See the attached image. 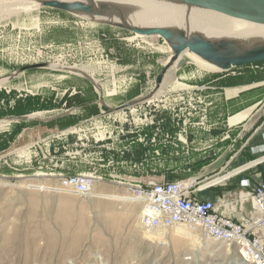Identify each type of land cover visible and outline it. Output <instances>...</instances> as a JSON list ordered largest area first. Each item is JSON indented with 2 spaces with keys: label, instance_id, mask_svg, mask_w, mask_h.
<instances>
[{
  "label": "rangeland",
  "instance_id": "1",
  "mask_svg": "<svg viewBox=\"0 0 264 264\" xmlns=\"http://www.w3.org/2000/svg\"><path fill=\"white\" fill-rule=\"evenodd\" d=\"M103 30L121 33L124 39L106 41L107 33ZM142 37L135 38L125 29L43 5L28 14L0 16V77L40 62L78 65L94 73L92 79L89 75L49 67L33 69L0 87V182L15 184H0V247L10 249L9 255L14 259L12 264H244L234 248L230 252L229 247L221 242L201 235V243L193 244L188 238L174 236L182 228L166 229L165 238L160 242L148 239L136 225L140 211L138 202L123 203L97 195L84 199L74 194L39 192L19 186L32 181L48 185L53 181L51 179H55L51 175H59L61 171L63 175H72L66 174V170L55 171V166L60 164L55 151L60 152L61 147H67L75 139L71 137L72 133L61 136L58 132L53 137L16 150L13 133L16 128L12 118L6 116L19 111L22 100L34 102L39 91L50 88L69 93L75 87L78 94L73 100L67 94L61 99V102L68 100L66 107L73 102L86 101L92 91L98 95L102 93L100 100L109 105L107 99L122 93L114 86L110 88L111 84L118 83L127 71L120 57L111 54L110 49L120 50L125 44L132 46L128 58H122L124 63L134 60L132 48L151 49L161 61L155 73L164 68V61L170 55L168 45L158 36L148 37V42ZM176 74L174 69V77ZM97 81L102 86L96 84ZM80 92L84 93L81 100ZM153 95L152 89L136 104H144L147 99L151 101ZM51 100L52 97L49 102ZM61 102L56 105L61 106ZM139 138L146 142L144 135ZM230 140L235 141L233 136ZM239 142L234 143V151L239 149ZM146 146L144 150L151 151L148 144ZM24 149L29 150L30 156L20 158L18 152ZM185 152L181 149L179 155H185ZM184 175L176 179L189 177L188 173ZM124 182L119 177L98 181L95 192L98 195L120 194L126 198L128 190L123 186ZM231 186L226 183L221 188L231 189ZM34 212L37 213L35 224L31 220ZM40 216L45 223L40 221Z\"/></svg>",
  "mask_w": 264,
  "mask_h": 264
},
{
  "label": "crops",
  "instance_id": "2",
  "mask_svg": "<svg viewBox=\"0 0 264 264\" xmlns=\"http://www.w3.org/2000/svg\"><path fill=\"white\" fill-rule=\"evenodd\" d=\"M103 32L107 33L106 41L124 39L113 30ZM122 47L110 49L127 69L118 83L110 86L122 92L107 99L112 109L151 91L159 74L155 69L161 65L153 50L137 47L132 48L134 60L124 63L122 58H128L132 46ZM54 90L39 91L38 101L22 100L20 110L6 116L16 128V150L58 132L61 136L72 133L75 140L65 150L55 151L60 162L55 171L66 170L72 175L91 171L103 181L119 177L144 186L182 180L176 177L184 173L205 183L250 161L257 162L249 171L223 183H230L231 189L221 188V184L199 193L200 199L213 201L221 214L234 220L250 214L252 188L241 187L240 180L250 179L255 185L264 179V63L221 71L191 61L172 80H165L151 101L106 115H101L107 108L95 91L86 101L66 107L68 100L61 102L62 97L67 94L73 100L78 91L75 87L69 93ZM80 94L79 100L84 96ZM261 108L257 127L249 131L246 123ZM143 135L145 143L139 138ZM232 136L235 141H228ZM238 140L240 147L234 151ZM147 144L151 151L144 150ZM181 149L185 155H179ZM181 160L186 162L178 163Z\"/></svg>",
  "mask_w": 264,
  "mask_h": 264
},
{
  "label": "built area",
  "instance_id": "3",
  "mask_svg": "<svg viewBox=\"0 0 264 264\" xmlns=\"http://www.w3.org/2000/svg\"><path fill=\"white\" fill-rule=\"evenodd\" d=\"M257 165V162L250 161L236 170L218 174L205 183L192 176L177 181L155 182L148 186L124 182L123 186L128 190V195L140 203L138 223L145 230L187 227L205 238L234 248L244 264H264V179L255 185L250 179L240 180L241 187L252 188V191L250 214L239 221L221 214L213 201L199 197L200 192L230 181ZM51 176L55 179L48 183L47 191L74 194L84 199L94 194L98 181H103L93 172Z\"/></svg>",
  "mask_w": 264,
  "mask_h": 264
},
{
  "label": "bare ground",
  "instance_id": "4",
  "mask_svg": "<svg viewBox=\"0 0 264 264\" xmlns=\"http://www.w3.org/2000/svg\"><path fill=\"white\" fill-rule=\"evenodd\" d=\"M55 1L64 3L83 2L86 4H92L96 8L102 5H106L111 9V11L109 10V12L105 13V15L102 17H97L94 19L92 18L95 21H110L140 27H165L168 29L183 30L188 35L190 33H195L201 35L205 39L216 41H231L243 47L252 46L258 43H264V22L247 20L229 14L207 10L169 0H0V16L10 17L19 16L23 13L28 14L35 10H39L41 6H44L47 2ZM137 37L140 36L135 35V38ZM148 37L153 36H144L142 38L143 40L145 39L148 42ZM169 51L170 49L168 50V52ZM193 58L197 62H200L205 68H214L213 66L196 58L195 56H193ZM168 60L169 58H167L164 63H166ZM48 67L51 69L68 71L70 73H75L82 76L89 75L91 78L94 74L87 68L79 67L78 65L64 66L61 64H48ZM112 68L114 69V67ZM172 78H174V67L168 71L165 76V80H172ZM9 81L10 79L8 76L0 77V87L7 85ZM96 83L98 84V81ZM159 93L160 91L156 93V95H158ZM18 156L20 158L29 157L30 152L28 149H24L23 151L18 152ZM0 184H3L5 186H15V184L4 182H0ZM19 186L33 191L40 192V190H42L45 192H49L46 189L47 185L42 181L39 183H27L25 185ZM92 196L113 198L123 203L135 204L138 202L137 200L131 198L129 195L125 198V195L120 194L100 193L98 195V192H94ZM32 215L33 216H31V220H34L37 213L34 212ZM138 216L139 213L137 215L136 225L143 230V232L145 233V237L157 242H160L161 239L165 238V229L157 228L155 231H147L139 225ZM40 219L42 223H45L43 216H40ZM36 221L37 220H34V224ZM35 227H37V225ZM177 228H182V230L181 232H176L174 236L181 239L188 238L193 242V244L201 243L200 234L189 230L187 227L179 226ZM13 240H11V242ZM228 249L230 252L232 251L230 247ZM9 250L10 249L7 246L0 247V264H12V262L14 261L13 257L9 255Z\"/></svg>",
  "mask_w": 264,
  "mask_h": 264
},
{
  "label": "water",
  "instance_id": "5",
  "mask_svg": "<svg viewBox=\"0 0 264 264\" xmlns=\"http://www.w3.org/2000/svg\"><path fill=\"white\" fill-rule=\"evenodd\" d=\"M169 1L180 2L190 6L217 11L247 20L264 22V0ZM44 7L59 9L69 13L86 16L88 18L90 17L89 19L91 20L97 17H102L105 15V13L109 12V10L111 11V9L106 5L96 8L92 4H86L83 2H47L45 3ZM96 22L107 23L112 26L125 29L134 35L159 36L168 45L170 49V55L168 57L169 60L164 63V68L155 78V86L153 88L154 95H156V93H158L162 88V85L165 81V76L171 68L174 67V69L178 72L191 61L203 66L200 62H197L193 56L213 66V69H218L221 71H229L233 68L264 62V43L243 47L231 41L205 39L201 35L195 33H190L188 35L183 30L168 29L165 27H140L110 21L96 20ZM47 67L48 64L45 62L25 65L20 67L13 74L8 75V77L11 80L28 70ZM99 94V96H102V93ZM154 95L152 97H154ZM143 97L144 96H141V98L126 102L115 109L110 108L104 101L100 100L101 104L107 108L106 111L101 112V115L109 114L112 111L127 109L131 106H134L138 101L143 99ZM262 108L258 110L251 120H249V122L246 123V127L249 131L255 130L257 127Z\"/></svg>",
  "mask_w": 264,
  "mask_h": 264
},
{
  "label": "trees",
  "instance_id": "6",
  "mask_svg": "<svg viewBox=\"0 0 264 264\" xmlns=\"http://www.w3.org/2000/svg\"><path fill=\"white\" fill-rule=\"evenodd\" d=\"M260 63H264V62H260ZM260 63H256V64H260Z\"/></svg>",
  "mask_w": 264,
  "mask_h": 264
}]
</instances>
